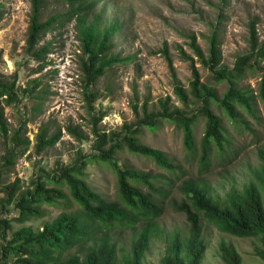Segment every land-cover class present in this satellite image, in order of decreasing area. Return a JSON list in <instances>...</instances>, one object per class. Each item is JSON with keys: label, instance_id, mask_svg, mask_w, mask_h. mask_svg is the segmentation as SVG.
<instances>
[{"label": "rangeland", "instance_id": "rangeland-1", "mask_svg": "<svg viewBox=\"0 0 264 264\" xmlns=\"http://www.w3.org/2000/svg\"><path fill=\"white\" fill-rule=\"evenodd\" d=\"M96 13L104 15L105 22L120 20L124 24L118 34L113 53L122 57L132 56L129 62L109 68L95 84L86 87L80 67V46L74 22L57 26L47 33L41 44L49 52L42 62L30 58L26 52L27 36L31 18V0H0L3 16L0 21V72L7 80L17 81V100L13 103L0 98V107L5 111L9 133L7 139L0 130V221L16 215L10 214L12 206L2 205L5 187L19 181L22 189L30 186L38 173L70 163L81 154H90L94 140L92 114L103 115L99 123L101 131L110 133L120 130L124 124L136 119V108L145 102L152 109L159 108V101L170 98L171 105L195 113L197 103L185 107L175 94L176 85L190 90L192 70L190 63L181 58V49L194 56L189 45V34H195L202 50L208 55L209 37L217 32L222 52V66L234 67L236 59L249 52L250 30L255 26L259 43H264V0H99ZM64 10L58 2L48 5L46 15ZM167 43L173 58V69L161 50ZM196 58L202 82L213 87L219 97L228 89V84L216 82L212 72ZM251 69L238 82L257 100V116L243 109L240 112L250 122L244 129L235 125L225 111L212 107L228 130V146L223 154L213 155L210 171L200 174L197 158L184 144V132L175 122L164 121L157 129L145 128L139 135L141 143L163 151L182 172L170 174L147 156L119 151L117 159L124 167L149 173L162 181L166 191V176L173 182L167 186V200L163 214L158 220L160 233L150 243L144 264H162L169 237L176 231L187 234V220L183 212L175 208L183 202L179 189L183 178L203 179L216 194H225L233 187L241 188L252 179V173L260 165L259 150L264 145V102L258 97L264 77V59L253 60ZM90 92L94 95L90 96ZM77 128L87 140L80 141L69 132ZM206 119L199 113L194 133L199 152ZM21 129V135L29 138L30 145L17 147L13 164H6L5 157L12 147V136ZM42 130L49 135L61 131V137L52 147L42 152L36 150V137ZM157 178V179H158ZM85 180L98 193L109 200L118 198V179L114 169L103 162L91 161L85 168ZM164 180V181H163ZM53 185V184H52ZM144 189L146 186L140 185ZM65 191L68 192L65 187ZM44 216L25 224L11 221L13 230L22 226L41 228L61 212H77L79 206L71 197L58 205L44 203ZM141 227L117 229L111 236L117 243L119 258L129 254L133 240ZM0 225V249L3 242ZM204 235L208 248L203 264H226L221 257L220 244L231 242L243 258V264H264L255 254L260 244L257 238H241L219 231L205 222ZM0 261V264H4Z\"/></svg>", "mask_w": 264, "mask_h": 264}, {"label": "trees", "instance_id": "trees-1", "mask_svg": "<svg viewBox=\"0 0 264 264\" xmlns=\"http://www.w3.org/2000/svg\"><path fill=\"white\" fill-rule=\"evenodd\" d=\"M53 1L63 5L64 10L46 15L48 5ZM99 2L31 0L26 46L28 56L42 62L49 52L48 46L41 44L44 36L57 26H65L73 21L80 46V67L87 88L104 76L109 68L129 62L132 56L122 57L113 53L114 40L123 30L124 24L117 19L105 22L103 13H96ZM2 16L0 2V21ZM188 39L194 56L182 49L180 54L191 66L190 90L176 85L175 94L185 107L197 103L195 113L189 114L186 109L171 105L169 97L159 101L158 109H152L145 102L141 109L135 105L136 119L132 123L124 124L120 130L110 133L99 128L103 115L92 114L94 140L90 154H81L49 173L36 174L27 188L22 189L19 181L5 187L2 205L12 206L9 212L16 215L0 221L3 239L0 261H4V264H144L152 238L161 234L158 220L167 200V186L174 182L166 176L165 191L158 183L162 181L158 177L122 166L116 157L117 153L126 148L134 154L153 158L170 174L182 172L181 167L174 164L163 151L139 140L143 129H157L164 121H171L182 128L184 144L189 153L197 158L201 174L210 171L214 153L224 154L228 146V130L212 104L221 107L235 125L244 129L250 130L251 124L240 110L257 116V100L238 85L252 68L251 62L264 59V43H259L255 26L250 30L249 52L240 55L231 69L222 66V52L216 31L209 37L208 55L200 47L195 34H189ZM161 52L173 69V58L167 43ZM195 57L212 72L216 82L225 81L228 84L222 97L213 87L202 82ZM93 95L90 92V96ZM17 96L16 77L7 80L0 72V98L13 103ZM258 97L264 102V77ZM199 113L205 117L206 127L197 153L194 125ZM68 129L80 141L87 140L77 128ZM0 130L7 139L9 127L2 107ZM60 137L61 131L49 135L46 130H42L36 137V150L42 152L46 147L54 146ZM30 143L29 138L21 135L20 128L16 130L12 136V147L5 157L6 164H13L17 147L24 144L28 147ZM259 158L261 162L253 171L252 179L241 188L233 187L223 195L216 194L201 178L182 179L179 189L183 194V202L176 204L175 208L186 216L187 234L176 231L170 235L162 264H203L208 248L204 235L205 222L226 234L257 238L260 244L255 248V254L264 261V145L259 150ZM91 161L106 163L114 169L118 179L116 200L105 198L85 180V168ZM68 197L79 206V211L61 212L38 229L22 226L13 230L11 221L25 224L40 218L44 216L41 210L44 203L58 205ZM140 226L141 230L133 240L130 253L119 258L117 243L111 234L117 229L133 230ZM220 252L226 264H243V258L233 243L221 242Z\"/></svg>", "mask_w": 264, "mask_h": 264}]
</instances>
